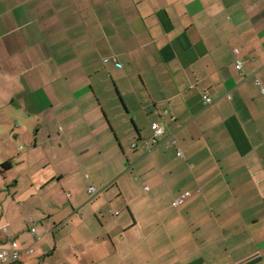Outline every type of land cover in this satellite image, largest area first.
I'll return each mask as SVG.
<instances>
[{
    "label": "crops",
    "instance_id": "crops-1",
    "mask_svg": "<svg viewBox=\"0 0 264 264\" xmlns=\"http://www.w3.org/2000/svg\"><path fill=\"white\" fill-rule=\"evenodd\" d=\"M263 89L264 0H0L6 264H264Z\"/></svg>",
    "mask_w": 264,
    "mask_h": 264
},
{
    "label": "built area",
    "instance_id": "built-area-1",
    "mask_svg": "<svg viewBox=\"0 0 264 264\" xmlns=\"http://www.w3.org/2000/svg\"><path fill=\"white\" fill-rule=\"evenodd\" d=\"M235 51L239 52V49L236 48ZM237 68L238 69L242 68V62L241 61L237 62ZM263 91H264V89H263ZM203 99H204V102L206 104L213 103V98L211 97L210 93H204ZM151 126H152V136H151L150 140L153 144L159 145L160 141H161V137L165 133V128L157 122H153ZM177 155L178 156H184L182 150H180V149L177 151ZM88 190H89L90 194L93 196H96L99 193L98 189L95 185H90L88 187ZM189 194H190V192H185L182 195L176 197L173 200V206L177 207V206L181 205L185 201V199L189 196ZM31 231L33 233H35L36 228L33 227L31 229ZM23 250L24 249L20 246L18 241L15 239L10 240L7 245H4V246L0 245V263L6 264V263L18 261L21 257ZM28 250L30 252H33L34 248L29 247Z\"/></svg>",
    "mask_w": 264,
    "mask_h": 264
},
{
    "label": "trees",
    "instance_id": "trees-1",
    "mask_svg": "<svg viewBox=\"0 0 264 264\" xmlns=\"http://www.w3.org/2000/svg\"><path fill=\"white\" fill-rule=\"evenodd\" d=\"M12 166L13 165H12L11 161H6V162L2 163L1 170H2V172H5L7 170H10L12 168Z\"/></svg>",
    "mask_w": 264,
    "mask_h": 264
},
{
    "label": "rangeland",
    "instance_id": "rangeland-1",
    "mask_svg": "<svg viewBox=\"0 0 264 264\" xmlns=\"http://www.w3.org/2000/svg\"><path fill=\"white\" fill-rule=\"evenodd\" d=\"M0 159H1V157H0ZM0 164H1V163H0ZM1 165H2V164H1ZM86 174L89 175L90 173H89L88 171H86L85 175H86ZM87 180H88V179H87ZM89 181H90V180H89ZM90 185H94V183L89 182V183H88V186H90ZM91 196L94 197L93 195H91Z\"/></svg>",
    "mask_w": 264,
    "mask_h": 264
}]
</instances>
